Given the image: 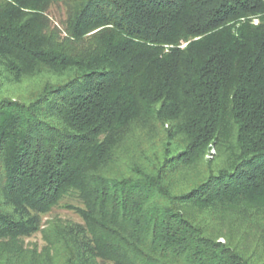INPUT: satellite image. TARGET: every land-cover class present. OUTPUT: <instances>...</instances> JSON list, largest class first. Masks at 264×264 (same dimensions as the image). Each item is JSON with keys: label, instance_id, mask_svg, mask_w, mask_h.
Returning a JSON list of instances; mask_svg holds the SVG:
<instances>
[{"label": "trees", "instance_id": "obj_1", "mask_svg": "<svg viewBox=\"0 0 264 264\" xmlns=\"http://www.w3.org/2000/svg\"><path fill=\"white\" fill-rule=\"evenodd\" d=\"M0 264H264V0H0Z\"/></svg>", "mask_w": 264, "mask_h": 264}, {"label": "rangeland", "instance_id": "obj_2", "mask_svg": "<svg viewBox=\"0 0 264 264\" xmlns=\"http://www.w3.org/2000/svg\"><path fill=\"white\" fill-rule=\"evenodd\" d=\"M62 9L60 7H57L56 5H53L50 7L48 11L49 18L53 25L58 26L59 20L62 17ZM32 84L30 82L24 81L21 84L17 85L15 94L18 95V93H23L31 87ZM215 153V149L213 146L209 147L208 153L206 154V158L212 157V155ZM53 217H57L60 219L73 221V222H80V218L78 215H76L72 210L63 208V207H55L53 208L48 214H44L43 216V222L51 219ZM25 243L30 245L31 243H37L38 245H42L41 235L40 233H36L30 237L25 238Z\"/></svg>", "mask_w": 264, "mask_h": 264}]
</instances>
